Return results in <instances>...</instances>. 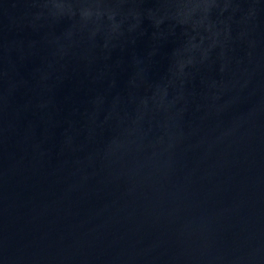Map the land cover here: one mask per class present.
<instances>
[{"label":"water","instance_id":"1","mask_svg":"<svg viewBox=\"0 0 264 264\" xmlns=\"http://www.w3.org/2000/svg\"><path fill=\"white\" fill-rule=\"evenodd\" d=\"M0 264H264V0H0Z\"/></svg>","mask_w":264,"mask_h":264}]
</instances>
